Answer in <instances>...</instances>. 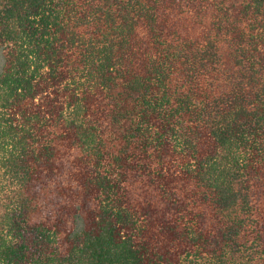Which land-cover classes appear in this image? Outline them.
Here are the masks:
<instances>
[{"label": "trees", "instance_id": "trees-1", "mask_svg": "<svg viewBox=\"0 0 264 264\" xmlns=\"http://www.w3.org/2000/svg\"><path fill=\"white\" fill-rule=\"evenodd\" d=\"M0 264H264V0H0Z\"/></svg>", "mask_w": 264, "mask_h": 264}]
</instances>
